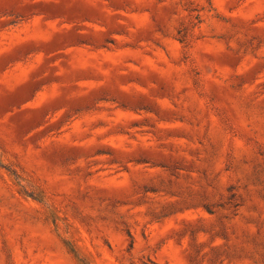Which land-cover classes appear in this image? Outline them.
Returning a JSON list of instances; mask_svg holds the SVG:
<instances>
[{
	"label": "clouds",
	"instance_id": "obj_1",
	"mask_svg": "<svg viewBox=\"0 0 264 264\" xmlns=\"http://www.w3.org/2000/svg\"><path fill=\"white\" fill-rule=\"evenodd\" d=\"M0 264H264V0H0Z\"/></svg>",
	"mask_w": 264,
	"mask_h": 264
}]
</instances>
